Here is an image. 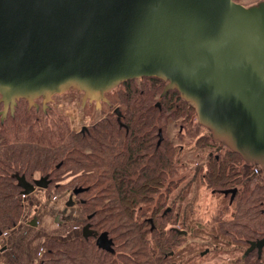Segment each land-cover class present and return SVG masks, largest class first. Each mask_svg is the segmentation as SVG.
I'll list each match as a JSON object with an SVG mask.
<instances>
[{
  "label": "trees",
  "instance_id": "16d2710c",
  "mask_svg": "<svg viewBox=\"0 0 264 264\" xmlns=\"http://www.w3.org/2000/svg\"><path fill=\"white\" fill-rule=\"evenodd\" d=\"M164 85L157 77L122 82L101 102L105 116L80 130L49 104L43 109L40 99L38 109L21 99L13 113L0 114V232L16 227L22 217L17 178L33 182L37 174L47 177L45 189L54 182L84 188L75 196L77 210L92 231L88 237H46L37 247L39 264H173L170 259L193 244L203 248L199 256L215 247L223 251L220 245L234 244L238 251L245 245L232 264H264V246L260 254L255 248L245 253L249 241L264 237V181L253 175V166L242 173L240 156L218 148L206 134L196 138L195 147L215 150L197 176L212 193L227 198L232 213L208 230L201 224L184 227L190 216H183L176 202L189 184L181 185V145L166 130L171 120L184 124L195 111L176 90L160 97ZM233 188V194L221 192ZM173 192H179L174 200ZM100 232L111 239V250L96 244Z\"/></svg>",
  "mask_w": 264,
  "mask_h": 264
},
{
  "label": "water",
  "instance_id": "95a60500",
  "mask_svg": "<svg viewBox=\"0 0 264 264\" xmlns=\"http://www.w3.org/2000/svg\"><path fill=\"white\" fill-rule=\"evenodd\" d=\"M143 77L162 79L160 97L176 90L218 148L264 172V0H0L2 117L21 99L44 109L70 90L98 108ZM17 181L21 195L48 184ZM83 190L73 188L66 204ZM81 234H92L88 223ZM95 242L111 250L106 232ZM263 246L264 237L249 241L245 253Z\"/></svg>",
  "mask_w": 264,
  "mask_h": 264
},
{
  "label": "rangeland",
  "instance_id": "374dc122",
  "mask_svg": "<svg viewBox=\"0 0 264 264\" xmlns=\"http://www.w3.org/2000/svg\"><path fill=\"white\" fill-rule=\"evenodd\" d=\"M236 1L244 6H249L261 0ZM81 98L82 93L70 90L52 96L49 106L53 107L55 110H59L61 114L68 119L73 129L80 130L84 126H90L93 121L100 120L106 114V112L99 110L101 106L98 108L94 106L93 108L92 102L88 100L82 105ZM112 111L113 108L110 112ZM189 118L190 119L184 124H181L179 121L173 122L171 120L172 122L170 121L166 130L168 136L174 138L175 143L181 145L182 153L179 157L183 166H189V168L183 167V169H181V173L184 175L181 185L184 183L186 185L189 184L185 186L187 192L185 191L186 194L183 199L176 203L180 204L179 207H181L183 216H185V214L190 216V219L185 222L184 227L198 228L201 224L202 227L208 230L211 225H215L219 218H230L232 208L227 209L225 207L227 198L223 197L221 194L212 193V190L202 182L200 175L197 176L199 170L202 172L205 171V169L201 167L205 164L207 155L210 152H214L215 149L207 146V148L202 151L200 148L195 147L196 138L203 134L209 135V132L203 125L199 124L195 113L191 114ZM243 166V169H241L242 173L245 172L247 167L252 165L243 161ZM253 175L264 181V172L260 168H258V171L254 169ZM38 177L39 175L36 174L35 178ZM67 179L68 178L63 181ZM72 189L63 188L61 185H57V183L54 182L47 189H36L28 196L20 197L24 203L23 210L27 213V222L24 224L26 231L22 238L20 235H17L12 244L7 246L8 250H6V253L9 254L8 264H39L40 252L37 247L43 239L51 236L69 238L74 235L67 232L69 229H75L74 231H76V234L80 233L81 226L84 225L83 222L85 219L80 212L77 211V203L70 206L66 205ZM175 194L176 192H173L171 198H173ZM178 195L179 192L176 194L175 198ZM73 199L75 201L78 200L75 197ZM170 201L171 199L167 202V205H170ZM31 221L35 224L29 225L28 222ZM197 234L200 235V233L196 231V235ZM40 235H43L44 238L41 239ZM2 237L4 240V235H2ZM244 246L241 247L242 250L245 248ZM219 247H221L223 251L216 252L217 250H215V247L214 250H212V248L210 249V254L199 256L203 248L193 244L188 250L180 249L170 260L174 262L173 264H232L237 257H240L242 252V250H236V245L234 244L228 246L220 245ZM205 248H207V246H205ZM214 252L216 253L214 254ZM7 260L4 261V264H7Z\"/></svg>",
  "mask_w": 264,
  "mask_h": 264
},
{
  "label": "crops",
  "instance_id": "0c3cea01",
  "mask_svg": "<svg viewBox=\"0 0 264 264\" xmlns=\"http://www.w3.org/2000/svg\"><path fill=\"white\" fill-rule=\"evenodd\" d=\"M258 171V169H256ZM25 197V196H24ZM26 217H27V213L23 210V215L21 217V219L19 220L18 224L16 227L12 228L11 230L7 231L4 234V240L1 237L0 238V264H4V261L7 260V264L9 261V254L6 253L8 250V245L12 244V242L14 241V239L17 237V235H20L21 238L24 234V232L26 231V227H25V223L26 221ZM76 228V227H75ZM75 230V229H74ZM73 229H69L67 232H69V234H74L71 237L77 236L76 231H74ZM40 238L43 239V235H40Z\"/></svg>",
  "mask_w": 264,
  "mask_h": 264
},
{
  "label": "flooded vegetation",
  "instance_id": "af4514ba",
  "mask_svg": "<svg viewBox=\"0 0 264 264\" xmlns=\"http://www.w3.org/2000/svg\"><path fill=\"white\" fill-rule=\"evenodd\" d=\"M49 104V103H48ZM36 108V107H35ZM36 109H38V107L36 108ZM38 178H40V177H38ZM38 178H36V179H38Z\"/></svg>",
  "mask_w": 264,
  "mask_h": 264
}]
</instances>
